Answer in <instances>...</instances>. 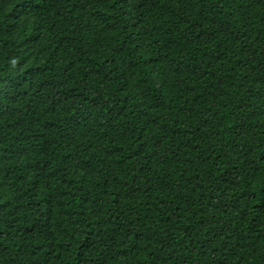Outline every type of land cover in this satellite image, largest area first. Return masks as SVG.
<instances>
[{
    "label": "trees",
    "instance_id": "16d2710c",
    "mask_svg": "<svg viewBox=\"0 0 264 264\" xmlns=\"http://www.w3.org/2000/svg\"><path fill=\"white\" fill-rule=\"evenodd\" d=\"M0 264H264V0H0Z\"/></svg>",
    "mask_w": 264,
    "mask_h": 264
}]
</instances>
